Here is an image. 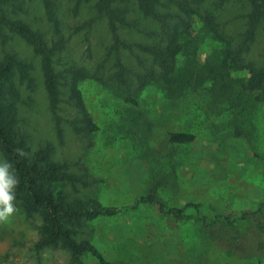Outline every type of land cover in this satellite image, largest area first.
Here are the masks:
<instances>
[{
  "label": "rangeland",
  "instance_id": "obj_1",
  "mask_svg": "<svg viewBox=\"0 0 264 264\" xmlns=\"http://www.w3.org/2000/svg\"><path fill=\"white\" fill-rule=\"evenodd\" d=\"M77 1H57V27L65 48L55 58V70L67 79L70 67L93 72L103 62L102 77L113 79L114 62L105 59L112 42L106 20L96 17L92 3L75 8ZM202 6L213 11L237 45L247 24L244 1L218 6V0H204ZM7 7L12 19L49 39L56 37L40 0H9ZM168 10L176 11L159 8L162 13ZM137 21L144 33L120 29L122 41L155 43L147 32L158 31L159 25L139 15ZM202 25L195 24V59L200 65L222 49ZM3 39L0 58L15 53L34 66L36 89L21 87L24 104L19 109L20 127L31 148L49 145L53 160L79 179L76 192L65 187L72 199H93L121 209L113 217L82 221L76 241L90 243L105 264H264V90L244 92L240 84L247 82L245 71H233L232 86L225 91L206 82L171 99L148 85L134 103L124 99V89L112 90L86 78L77 89L95 129L78 133L74 125H83V115L69 89L61 88L56 120L48 108L39 58L19 37L7 36L4 44ZM120 57L132 80L151 65L150 58L135 49H122ZM187 57L179 55L177 65ZM244 57L256 68L263 66V26ZM181 134L190 138L174 139ZM170 210L182 211V216ZM258 210L262 213L252 219H240ZM41 225L39 214L27 217L17 208L11 222L0 225V264H72L67 250L39 246ZM81 260L100 264L90 253Z\"/></svg>",
  "mask_w": 264,
  "mask_h": 264
},
{
  "label": "trees",
  "instance_id": "obj_2",
  "mask_svg": "<svg viewBox=\"0 0 264 264\" xmlns=\"http://www.w3.org/2000/svg\"><path fill=\"white\" fill-rule=\"evenodd\" d=\"M40 1L47 21L56 29L58 36L54 37L55 40L33 30L23 21L9 17L6 11L9 0H0V37L4 38L3 44L7 36L19 37L32 49L34 56L39 58L48 108L56 120L61 88L69 89L74 105L83 115V125H74L78 133H90L95 129L85 112L77 89V84L86 78H92L112 90L124 89L126 94L123 97L131 103L135 102L137 95L148 85L157 86L171 99L180 97L188 89L201 87L206 82L225 91L232 86L233 71L246 72L247 82L240 84L244 92L251 94L264 90V64L256 68L244 57L260 27L264 28V0H242L248 8L244 15L247 24L237 45L233 44L235 38L225 33L213 11L203 8L204 0H78L75 8L83 2L92 3L91 8L96 17L106 20L112 42L105 59L112 58L116 69L113 79L108 80L101 75L103 62L93 72L86 68L70 67L66 70L69 74L67 79L56 72L55 58L65 48V41L57 27L58 0ZM228 1L218 0V6H223ZM160 6L173 7L176 11L168 10L162 13L159 11ZM136 14L159 25L158 31L147 32L148 37L156 38L155 43L142 45L126 44L122 41L118 32L120 29L144 33L138 26ZM92 20L85 25L89 27ZM198 21L203 24L202 30L222 46L220 54L214 55L215 57L204 65H200L195 59V24ZM124 48L131 51L135 49L150 58L151 65L149 64L143 73L135 75L134 80L120 57V51ZM179 55L188 56L186 62L180 66L177 65ZM33 71V64L19 59L15 53L6 52L0 58V157L13 164L19 178L14 203L27 217L39 214L42 218L40 247L50 246L67 250L71 254L72 264H82L81 258L85 253H90L100 264H105L90 243L75 240L76 230L82 226L84 220L113 217L121 209L102 206L93 199H72L66 193L65 187L70 186L76 192L75 185L79 179L67 173L66 165L53 160V150L49 145L31 148L27 135L20 127L19 109L24 104L21 87L30 92L36 89ZM189 138L183 134L174 136L177 141H186ZM17 148L23 149L27 155L17 156ZM159 208L163 211L161 205ZM168 213L181 217L183 212L170 210ZM259 213L262 211L246 213L240 219H252ZM256 225L261 232L262 224L257 222Z\"/></svg>",
  "mask_w": 264,
  "mask_h": 264
},
{
  "label": "clouds",
  "instance_id": "obj_3",
  "mask_svg": "<svg viewBox=\"0 0 264 264\" xmlns=\"http://www.w3.org/2000/svg\"><path fill=\"white\" fill-rule=\"evenodd\" d=\"M17 156L24 157L27 153L23 149H15ZM19 178L14 166L7 159H0V225H7L15 215V189Z\"/></svg>",
  "mask_w": 264,
  "mask_h": 264
}]
</instances>
